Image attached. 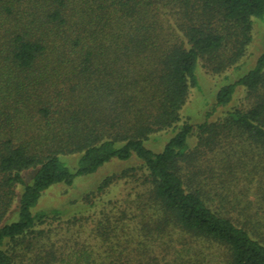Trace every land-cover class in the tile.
Wrapping results in <instances>:
<instances>
[{
  "label": "trees",
  "instance_id": "trees-1",
  "mask_svg": "<svg viewBox=\"0 0 264 264\" xmlns=\"http://www.w3.org/2000/svg\"><path fill=\"white\" fill-rule=\"evenodd\" d=\"M263 17L264 0H0V264L38 238L39 264H264ZM56 184L67 205L42 207Z\"/></svg>",
  "mask_w": 264,
  "mask_h": 264
},
{
  "label": "rangeland",
  "instance_id": "rangeland-1",
  "mask_svg": "<svg viewBox=\"0 0 264 264\" xmlns=\"http://www.w3.org/2000/svg\"><path fill=\"white\" fill-rule=\"evenodd\" d=\"M264 47V17L255 19V22L253 23L252 27V42L249 44L247 49V54L249 55V62L254 60L255 57L260 53L262 48ZM250 67V64L248 62H245L241 69L239 70H232L229 71L227 77H223L224 82H228L231 80L236 79L238 76L242 75L244 72L248 70ZM200 73H202L206 78L212 80L211 78L220 74L212 75V73H209L210 70L206 66H200ZM209 81L207 80V83ZM212 82V81H211ZM204 104V99L201 96H198L196 98V101H193V104L191 103L190 106L187 107L186 111L189 112L191 115L196 117L197 119L200 118L201 112H202V106ZM113 163V162H112ZM111 162H109V165H104L101 167L98 171L84 175V176H77L74 181L73 188H83V191L89 190L93 187H95L106 175L111 174L112 170L115 168L114 165H112ZM72 167V166H71ZM72 187L56 184L52 186L44 195V198L41 202L42 207H62L66 206L69 199L71 198L70 193L73 189ZM129 188V185L125 183L124 181H119L116 186L112 188L113 195H119L120 192H126ZM75 189V188H74ZM117 197V196H116ZM119 197V196H118ZM117 197V198H118ZM35 246L32 251L28 253L27 249L23 247L21 249L20 253H25L24 255V264H39V260L35 261L34 258L39 259V238L35 241ZM27 245V242L25 243V246ZM24 246V245H22ZM38 250V251H37ZM30 256H32V259H29ZM35 261V262H34Z\"/></svg>",
  "mask_w": 264,
  "mask_h": 264
}]
</instances>
